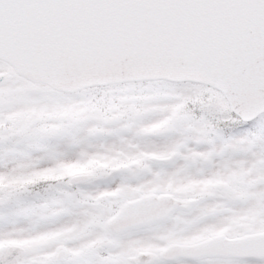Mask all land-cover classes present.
<instances>
[{"label":"snow or ice","instance_id":"6c2138e0","mask_svg":"<svg viewBox=\"0 0 264 264\" xmlns=\"http://www.w3.org/2000/svg\"><path fill=\"white\" fill-rule=\"evenodd\" d=\"M0 73V172L22 164L48 168L105 148L178 149L168 159L146 160V167L81 177L54 190L42 184L0 192V240L78 225L40 246L0 248V264H264V236L253 235L138 252L135 259L125 254L145 243L164 247L167 240L158 237L174 223L177 236L243 215H256L253 231L264 227V0H0ZM29 74L38 87L29 86ZM33 109L54 115L34 123L8 119ZM170 116L164 128L145 130ZM13 123L19 131L8 127ZM41 123L60 127L44 130ZM244 124L250 127L241 130ZM232 172L243 174L236 187L246 197L220 186L189 204L140 200L107 224L129 197H116L111 209L91 199L121 185ZM252 178L256 183H246ZM156 209L167 215L129 222ZM94 216L101 223L84 228ZM242 232L236 227L228 235ZM98 236L114 243L85 247Z\"/></svg>","mask_w":264,"mask_h":264},{"label":"rangeland","instance_id":"374dc122","mask_svg":"<svg viewBox=\"0 0 264 264\" xmlns=\"http://www.w3.org/2000/svg\"><path fill=\"white\" fill-rule=\"evenodd\" d=\"M13 70L9 68V72L11 73ZM5 73H0V75H4ZM29 86L38 87L39 85L32 84L30 82ZM108 109L107 111H110ZM135 111H139L140 109H134ZM178 111V109H177ZM69 112L59 113V116L69 115ZM176 112L173 113L175 115ZM53 113H47L43 111H37L35 109L28 111L27 113H12L9 115L8 119L15 122L18 119H24L26 122L34 123L36 121H45L51 116ZM111 118V117H105ZM172 120V117H166L164 120L159 121L155 124L148 125L146 127V131L155 132L166 125ZM4 126L0 123V127ZM9 128H12L15 131H19L20 129L15 128V124H9ZM40 127L44 130H47L49 127L58 129L60 125H47L44 123L40 124ZM250 125L241 126V130L249 128ZM178 149L172 148L167 152H136V153H127L120 149L114 148H105L102 151L88 152L83 151L81 153V157L76 160L65 161L58 160L53 166L48 168H36L31 167L28 164H22L17 167L16 170L8 171V172H0V192L5 193L6 195H11L21 191H29L30 186L42 185L46 184L47 189L54 190L56 185L59 183H70V178L73 175L77 174H94L98 175L105 172H112L121 168H128L132 165H136L137 167H146L147 165L144 163L149 159H168L171 156L176 155ZM246 174V173H245ZM257 178H252L248 180L246 183L249 185L256 183ZM244 183L243 174L232 172L228 177H225L223 174H220L215 177H209L205 179H184L182 177H169L166 181L161 183L151 184L150 187L145 185L140 186H129V185H121L112 190H102L96 193L95 196L91 197L94 201L95 205H99L101 207V203H97L96 200L101 198L100 195H106L108 197V201H106L107 208L111 209V207L116 203L115 198L121 196L124 193H128V195H135L138 191L148 192V191H172L173 193H178L181 195L190 194V195H200V194H208L213 189L224 186L226 188H231L233 192L237 196L246 197L249 193L245 191H239L236 187V183ZM151 183V182H149ZM130 197V196H128ZM111 206V207H110ZM102 208V207H101ZM257 217L255 214L253 215H243L238 217H228L224 219L226 227H222L220 230L229 227H239L243 230H253L256 224ZM96 223H101L99 216H94L91 220H89L84 228H87L89 225ZM105 223V221L103 222ZM247 225V226H245ZM78 225L73 224L72 226L61 229L60 231L54 233L40 234L37 236H32L24 239H12V240H0V246L4 244H13L19 246L20 248H31L43 245L47 243L49 240H53L58 238L64 232H72L75 231ZM172 230V231H171ZM264 227L256 228L255 231H262ZM83 231V229H81ZM201 232V231H200ZM200 234L197 232L192 236H199ZM173 236L174 238H180L181 236L175 235V229H169L167 235H161L160 237ZM158 237V238H160ZM109 240L107 237L98 236L95 240L89 241L85 247H91L94 244H98L99 242H107ZM138 249H145V247L140 246L135 250L128 249L125 251L127 256H131L137 253ZM83 249L76 250L75 254H78L79 251ZM52 253L46 254L45 259H48L52 256ZM36 259V258H34Z\"/></svg>","mask_w":264,"mask_h":264},{"label":"flooded vegetation","instance_id":"af4514ba","mask_svg":"<svg viewBox=\"0 0 264 264\" xmlns=\"http://www.w3.org/2000/svg\"><path fill=\"white\" fill-rule=\"evenodd\" d=\"M137 193H139V195H137ZM137 193L135 195H133V196L132 195H128L127 192L122 194V195L130 196V197L127 198V199H123L122 200V202L119 204V211L123 207H125V205L127 203H129L131 201H136L139 198L145 197L147 195H154L156 197H167V198H173L174 197L175 199L179 200L181 203L184 202V203H187V204H189L190 202L196 200L197 198H202L203 196L207 195V194H200V195H197V196L190 195V194L177 195L178 193H173L171 190L170 191H148V192H144V193L142 191H138ZM210 193H208V194H210ZM100 196H102V197L97 199L96 202L98 204L101 203V207L102 208H105V207L107 208L108 205H106L104 203H106V201H108V199H107L108 197H106V195H100ZM97 206H99V205H97ZM119 211H117V212H119ZM112 217L113 216L108 217L106 220H104L105 224H107ZM226 218H228V217H224V219H226ZM245 226H247V225H245ZM222 227H226V225H222ZM234 228H236V226H233L232 228L229 227V228H224L223 230H220L221 226H219V227H217V226H209V227H205L204 229H202L201 232L199 231L198 232L200 234L199 236H192V235H190V236H181L180 238H174V239H173V236H171V237L163 236V237H160V238H163V239L167 240V244L164 247H160V246H158L156 244H153V243H145V244L140 245V246L145 247V249H138L137 253L138 252L139 253H155V252H159V251H165V250H167L170 247L175 248V246H178V247H181V246H183V247H193L195 245H199L200 243H203L205 241H208V240H210V239H212L214 237H218V236H224L228 240H234V239H237L238 237H243V236H246V235H251L253 233L263 232L264 231V230H262V231H253V230L249 229V230H244V232H242L240 234L229 236L228 235L229 232H232ZM170 229H175V232H176L175 223L173 224L172 228H170ZM107 241H111V243H114V241H112V240H107ZM135 249H137V248H131L130 251L131 250H135ZM128 258L129 259H135V255L134 256L133 255L128 256Z\"/></svg>","mask_w":264,"mask_h":264},{"label":"water","instance_id":"95a60500","mask_svg":"<svg viewBox=\"0 0 264 264\" xmlns=\"http://www.w3.org/2000/svg\"><path fill=\"white\" fill-rule=\"evenodd\" d=\"M29 75H31L32 77H33V79H32V81L34 82L35 81V75L34 74H29ZM81 177H89V176H76V177H74L73 179H72V182H74L75 180H77L78 178H81ZM148 198H144V199H142V200H147ZM149 199H153V197H149ZM164 199H166V198H164ZM161 200H163V199H161ZM133 204H135V203H131V204H129V206L130 205H133ZM128 206V207H129ZM124 210H126V208L124 209ZM124 210L122 211V212H124ZM121 212V213H122ZM120 213V214H121ZM120 214H118L117 216H119ZM164 215H166V214H164ZM116 216V217H117ZM116 217L115 218H113L111 221H110V223L113 221V220H115L116 219ZM253 236H264V233L263 234H257V235H253ZM245 238V237H244ZM222 239H224L223 237H218V238H214V239H212V240H210V241H208V242H206V243H203V244H200V246H199V248L200 247H202V246H204V245H207L209 242H211V241H215V240H222ZM241 239H243V238H241ZM237 240H239V239H237ZM9 246V245H8ZM8 246H3V247H0V248H4V247H8ZM13 247H17V246H13Z\"/></svg>","mask_w":264,"mask_h":264}]
</instances>
